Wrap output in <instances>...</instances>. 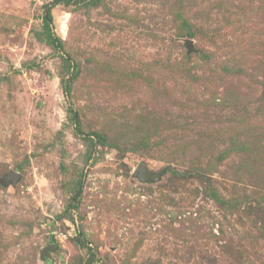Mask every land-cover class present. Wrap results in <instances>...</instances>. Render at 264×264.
<instances>
[{"label":"rangeland","instance_id":"374dc122","mask_svg":"<svg viewBox=\"0 0 264 264\" xmlns=\"http://www.w3.org/2000/svg\"><path fill=\"white\" fill-rule=\"evenodd\" d=\"M0 264H264V0H0Z\"/></svg>","mask_w":264,"mask_h":264},{"label":"water","instance_id":"95a60500","mask_svg":"<svg viewBox=\"0 0 264 264\" xmlns=\"http://www.w3.org/2000/svg\"><path fill=\"white\" fill-rule=\"evenodd\" d=\"M14 176L19 177L20 175L18 173H13ZM135 176H138L142 179H147V178H153L156 179L157 176L155 173H153L143 162L139 164L137 169L134 172Z\"/></svg>","mask_w":264,"mask_h":264},{"label":"trees","instance_id":"16d2710c","mask_svg":"<svg viewBox=\"0 0 264 264\" xmlns=\"http://www.w3.org/2000/svg\"><path fill=\"white\" fill-rule=\"evenodd\" d=\"M67 1H69V0H57V2H59V3H61V2H67ZM47 24V26H48V24H49V22H48V17L46 18V20H45V25ZM50 38L52 39L51 41L53 42V43H57L58 42V38H54V36H53V34H50Z\"/></svg>","mask_w":264,"mask_h":264}]
</instances>
